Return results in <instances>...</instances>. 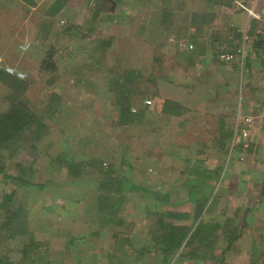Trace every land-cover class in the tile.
I'll list each match as a JSON object with an SVG mask.
<instances>
[{"label":"rangeland","instance_id":"obj_1","mask_svg":"<svg viewBox=\"0 0 264 264\" xmlns=\"http://www.w3.org/2000/svg\"><path fill=\"white\" fill-rule=\"evenodd\" d=\"M55 1L36 0V5L32 8L20 7L17 1H14L7 7H2L21 9L20 16L15 19L24 23V28L18 33L25 35L27 40H21L19 43L23 41L22 43H28L29 46L26 51L18 53V57L0 52V66L17 68L16 70L26 74L24 79L27 81L32 73L33 86L45 88L32 87L20 95L16 92V99L26 100L28 109L37 115L40 122L46 124L34 152L31 153L30 148L25 146L28 142L21 140L23 149L20 148L6 160L14 163L27 154L34 155L29 180L34 184L44 183L46 187L43 190L35 187L27 189L24 186L15 189L11 182H0V199L5 193L15 191V201L10 203V208L19 206L21 209L18 219L26 224L24 233H17L12 237L8 235L9 231L0 229V249L8 252L10 260L17 262L23 254L19 249L28 243L30 234H33L42 245V251L48 252L49 256L45 257L52 260L51 264H76L77 253L84 255L83 261L78 264H98L100 258L94 257L97 253H94V249L98 246L103 248L106 244L107 248L111 249L109 239L114 232L120 231V226L114 224L111 228L109 223L103 225V221L98 219L99 215L90 208L91 201L88 200L93 199V186L98 176L96 165L87 163L81 175L70 177L65 166L56 167L46 159L60 152L77 159L84 156L89 161L96 160L97 164L101 162L103 170L110 166L118 170L120 178L122 174L129 175L131 186L125 194L123 209H119L117 215H123L129 224L123 226L124 235L134 231L130 227V212L137 210L138 206H143V195L146 194L147 188H160L163 186L162 182H171V178L156 170L158 165L178 170L184 150L186 154L192 155L196 145L193 138L181 139L183 136L177 135L179 127H176L175 121L169 126L165 125L167 132L170 130V136L163 128L158 130L156 125L153 126L157 120H161L157 117L150 121L153 119V110H146L141 120L125 126L117 125V111L112 105L116 92L109 89L108 77L110 78L115 69L130 67L139 68L144 75L151 71L161 74L163 77H158L155 84L149 83L150 88L157 89L161 96L171 97L181 104L191 106L190 114L195 117L194 122L198 121L205 101L201 92L204 67L212 68L209 69L212 71L209 81L212 83L214 76L216 81L213 84H216V87L218 80H221L220 84L224 82L218 73L225 75L226 71L223 69L227 70V67L226 62L215 57L213 59L210 54L206 57L207 64L202 62L203 67L198 69L194 66L195 61L188 64L187 59L188 55H191L194 60L197 52L189 54L184 47L195 49L194 41L200 38H205L210 43V35L225 37L226 33L221 31H225L223 25L227 17L219 16L216 20L214 18L212 27H209L210 23L208 25L201 21L203 14L205 16L219 13L221 9L205 0H113L114 8L112 2L100 0L104 7L99 8L96 18L92 17L95 0H59V11L54 16L47 15L46 10ZM247 3L250 4L251 0ZM194 17L200 26L203 25L200 30L196 29V24L190 23L194 21ZM108 37L112 38L110 46L92 56L89 50L95 42ZM189 44L192 45L191 48L188 47ZM50 46L55 48L52 59L57 67L54 73L57 80L46 84L48 73L39 75L36 68ZM153 56H157L158 60L155 58L154 61ZM211 61L213 63H210ZM89 67L95 71L88 73ZM97 67L101 68L95 69ZM106 75L108 77L104 80ZM89 77L92 79L90 84ZM11 90L15 89L0 81V111L6 108L9 99L4 96ZM50 91H58L59 95L64 96L55 109L46 107ZM137 108L138 106L133 104L131 110L135 112ZM197 110L200 114L196 113ZM189 120L191 124L193 120ZM172 132L175 134L172 135ZM184 145L187 147L184 148ZM235 148L236 146L232 149ZM2 152L7 155L6 151ZM225 158L227 160L228 155ZM226 160L223 162L224 167ZM242 161L239 159V162ZM192 165L194 169L200 164L193 161ZM154 198L163 199L159 194H155ZM176 198L178 199L175 197L173 200H177ZM42 205H50V210L46 211ZM126 205L132 208H126ZM110 209L106 207L103 211ZM101 229V235H90ZM69 233L76 235L78 239L68 246L66 236ZM29 251L34 253L31 248ZM91 254L93 256H90ZM86 255L89 257H85ZM112 258L118 264L119 260H116L115 256L107 259L106 264H112ZM124 259L132 264L131 257ZM44 260L38 258V264H43Z\"/></svg>","mask_w":264,"mask_h":264},{"label":"crops","instance_id":"obj_2","mask_svg":"<svg viewBox=\"0 0 264 264\" xmlns=\"http://www.w3.org/2000/svg\"><path fill=\"white\" fill-rule=\"evenodd\" d=\"M14 1H17L20 7H33L25 5L21 0ZM236 1L240 0H232L234 4L230 7H222L219 13L206 15L211 18L206 23L208 25L210 23L209 27H212L214 18L216 20L219 16H226L227 19L223 25L225 31L221 32L226 33V38L229 39L226 43L231 48L235 49L244 45V57L226 63L227 70L223 69L226 74L222 76L218 73L224 82L220 84L221 80H218L217 87L213 84L216 81L214 76L212 83L209 81V75L212 74L209 69L212 70V68L204 67V79L201 80L204 87V90L203 87L201 88L202 97L205 98L201 107L202 115L197 110L196 113L200 114L198 121L190 124L185 120L184 126H181L179 122L184 117L180 116L178 120H173L177 123H175L176 127H179L177 135L183 136V138L180 137L181 139L185 137L194 139L195 153L186 154L184 150L178 170L170 167L162 168L158 165L156 170L160 174H166L165 177L171 178V182L166 184L162 182L163 186L160 188H147L146 194H150V197L144 194L143 206H138L137 210L130 212V227L134 231L128 232L127 235H124L125 232H120L114 239L110 238L111 249L107 248V244L103 248L100 246L95 248L94 253H97L94 256L100 258L98 264H106V259L111 256L116 258L129 256L132 258V264H264V51L262 53L253 47L248 34L252 32L253 24H256L257 33L260 31L263 33L264 22L249 17L236 5ZM241 1L249 5L248 0ZM258 3V10L264 7V0H258ZM20 13L21 9H0V52L3 54L11 53L18 57L23 52L19 44L27 39L25 35H19L18 32L24 28V23L20 19H15L16 16H20ZM202 26L197 23L196 29L200 30ZM236 33L240 34V42L237 41L238 37L236 39L233 37ZM21 40L23 41L19 43ZM206 40L200 38L197 41L199 43L196 54L198 69L203 67L202 62L207 64L206 57L210 54L213 59L218 57L216 48L220 43L213 39L210 43ZM0 68L3 71L5 69L2 66ZM36 73L43 75L38 71ZM31 75L32 73L29 78L34 79ZM54 79L56 81L57 76ZM91 81L89 77L88 83L90 84ZM54 92L58 93V91ZM160 97L165 96L160 95ZM157 117L160 118L154 111L153 119L150 121ZM221 127L225 131L233 129V134L238 130H249L248 145L246 147L240 145V148L232 149L235 146L232 142L233 135L225 138L223 143H218V129ZM162 128L167 132L165 125ZM169 132L170 130L166 133L168 136H170ZM174 134L172 132V135ZM181 144L184 143L181 142ZM202 145H205L204 149ZM200 149L202 152L198 151ZM227 155L229 160L225 158ZM239 159L243 161L239 162ZM224 160H226L225 167ZM193 161L200 165L187 170L186 165L190 163L193 166ZM177 177L181 179L177 181ZM188 181H192L191 186ZM157 183L161 185L160 182L157 181ZM189 190L198 196L192 199V195L188 194ZM127 192L122 190V193ZM155 194H159L163 199H155ZM180 194L183 195L180 196ZM175 197L178 199L173 200ZM125 207L132 208L128 205ZM171 208L178 212V218H173V222L167 216L164 217ZM157 215L164 217L168 223H174L180 231L184 232L182 235L184 239L180 246L170 255L172 257L170 263L162 261L164 253L156 245ZM123 219L124 224H127L126 218L123 217ZM124 224L120 225V230L124 229ZM90 235L98 234L93 232ZM67 237L69 236H66V241ZM128 242L129 246L126 244ZM202 252H204L203 256ZM126 264H130V261Z\"/></svg>","mask_w":264,"mask_h":264},{"label":"trees","instance_id":"obj_3","mask_svg":"<svg viewBox=\"0 0 264 264\" xmlns=\"http://www.w3.org/2000/svg\"><path fill=\"white\" fill-rule=\"evenodd\" d=\"M14 0H0V9L2 7H7L10 3H12ZM25 5L28 6H34L36 2L34 0H21ZM110 1V0H108ZM113 1V0H112ZM210 4H215L218 6V8L222 7H230L234 3L232 0H205ZM111 2V1H110ZM60 3L59 0H56L53 4H51L50 7L46 10L47 15H54L57 11L60 9ZM95 7H93L92 10V17L96 18L99 15V8H103L104 4L100 3V0H95L93 3ZM196 17V15H195ZM194 17V21H191L190 23L197 24L196 19ZM201 21L204 23L210 21L211 18H208L206 15L201 16ZM70 27V26H68ZM255 27V28H254ZM252 32H249V37L251 38L253 47L256 48L257 51H261L263 53L264 51V31L263 33H257L256 32V24L251 25ZM194 37V36H192ZM234 39L237 37V41L240 42V34L236 33L233 35ZM211 38L220 44L224 45V48L228 51H234L240 46L236 47L235 49L231 48V46L228 45V40L225 37H220L217 35H211ZM112 38H104V39H98L95 44L90 48V53L92 56L95 55L96 52L104 51L106 48L110 46ZM195 46H196V42ZM224 42V43H222ZM197 46L195 49H186L188 52H197L199 50ZM239 45V44H238ZM55 51L54 47H49L48 50H46L44 57L38 62L36 70L40 73L46 72L48 73V79L45 80L46 84H52L54 83L55 79V69H57L55 65V61L53 58V53ZM215 54V52H214ZM218 56V53H216ZM187 57L189 63L192 64L195 61V67H196V58L193 60L191 55H188ZM259 56V54H258ZM158 60L157 56H153V60ZM218 58V57H217ZM239 60V58H236L235 61ZM117 61V59H116ZM221 61V60H220ZM191 62V63H190ZM224 62V61H223ZM117 63V62H116ZM227 63V62H226ZM198 65V63H197ZM101 67H97L95 69H100ZM89 72L91 73L95 70L92 69V67H89ZM108 75L104 76V80ZM158 77H163L161 74H157L155 72H149L147 74H143L139 68H124L121 70L115 69L113 71V74L108 77L109 80H107L109 83V89L112 90V92H116L115 98L112 100V105L117 110V116H116V124L119 126H125L128 124H131L132 122H135L137 120H141V118L144 117L145 111H156V114L160 118H162L161 121H156L155 125L157 126L158 130L162 129L164 125H169L172 123V121L178 120L180 116L184 117L182 120H180L181 126H184L186 121H190L189 119L193 120L194 118L191 116L192 107L181 104L175 99L172 98H165L160 97L157 89H151L149 83L155 84L156 79ZM76 80V79H75ZM0 81L5 82L8 84V86L12 87L15 90H11L7 95L4 96V98H8L9 102L5 109L0 111V182L2 184L11 182L15 186V189L21 186L28 188L35 187L38 190H43L46 185L44 183H38L34 184L29 180V173L32 171V166L34 163V155L29 156V154H25V156L17 159L14 163L8 162L6 158L12 157L17 150H19L21 147V140L23 142H28V144L25 143V146H28L30 148V152H34V149H36V143L39 139L42 138L43 133L41 132L45 127L46 124L43 122H40L37 115L34 114L33 111L29 110L27 107L28 103L26 100H17L16 97L18 94L20 95L21 92L25 91L26 89H30L32 87H36L39 89H45L43 86L35 85L33 86L32 79H29L27 81L24 78H19L16 75L9 74L5 71H3L0 68ZM77 82V81H76ZM236 88H237V82H236ZM110 90V91H111ZM15 91V92H14ZM18 92V94L16 93ZM122 92V94H120ZM49 98H48V104L46 107L48 109H55L54 107H57V104L62 100L64 96L59 95L58 93H55L52 91L49 92ZM119 94V95H118ZM148 102H145V101ZM35 101V100H34ZM133 104H136L138 106L137 110L133 112L131 110V107ZM149 109H147V108ZM49 111V110H48ZM52 112V111H51ZM187 115L188 118H185ZM194 122V120H193ZM114 123V121H113ZM176 123V121L174 122ZM177 124V123H176ZM195 124V123H194ZM192 128V127H191ZM191 128H189V131L191 132ZM216 132V131H215ZM218 135L219 138L217 139V142L224 141L225 138L231 137L233 135V129H230L229 131H225L221 128L218 129ZM220 143V145H222ZM236 147H241L240 145H235ZM187 145H184V148H186ZM205 145H202V149H204ZM23 149V148H22ZM2 151H6L7 155H4ZM200 152V150H198ZM27 153H29L27 151ZM48 163L51 165H54L56 167L65 166L68 175L70 177H73L74 175H81L84 172V167L87 163H90V165H96L98 176H96V181L94 182L93 188L95 189V192L92 193L93 199H90L88 201H91V210L92 212H96L99 216V221H103L104 223H109V227L112 228L114 224L116 225H123L124 219L123 216L117 215V211L119 209H123V204L125 202L126 193H122V190H125L127 192L129 190L130 184H131V178L129 175L122 174V178L118 175V170H114L111 168H107L106 170H103L101 168V162H98L96 160H87L83 156L80 159H77L75 156L66 155L63 152H60L59 154H56L54 157L49 156L48 159H46ZM190 165V166H189ZM186 165V169H191V164ZM191 167V168H190ZM82 169V172H81ZM69 177V178H70ZM177 181H179L181 178L177 177ZM189 185L191 186L192 181H188ZM177 184V183H176ZM189 190L188 194L193 195V198L195 196H198V194L192 192ZM196 194V195H195ZM88 195H90L88 193ZM183 194H180V196ZM189 195V197H190ZM202 196V194H200ZM145 196L150 197V194H145ZM204 197V196H203ZM192 198V196H191ZM177 199V198H176ZM15 201V191H10L9 193H5L1 199H0V229L4 231H9L10 237L14 236L15 234L19 233L22 234L25 230L24 223L21 222L18 219L20 207L17 206L15 209L10 208V203ZM85 201V200H84ZM93 201V202H92ZM43 208L48 211L50 210V205H42ZM110 207V210L103 211L104 208ZM103 213V214H101ZM168 213V214H167ZM167 213H165L164 217H168L169 220L171 219L173 222V218H178V212L174 209H170ZM110 214V216L108 215ZM164 217L158 216L156 219V233H155V240L156 245L158 246V249L164 253V257L162 261L164 263H170L172 257L170 256L172 252L176 251V248L180 246L182 240L184 237V232L180 231L179 227L175 225L174 223L166 222L164 220ZM107 225V227H108ZM105 227V228H107ZM102 230H97L94 232L95 234H102ZM26 231V230H25ZM24 231V232H25ZM153 231V230H152ZM23 232V233H24ZM120 232H123L122 230L114 232L112 235V239H114ZM31 236L28 238L29 241L26 243L22 248L19 249L23 254L21 256V260L15 262L13 260H10L8 257L7 251H2L0 249V264H38L37 259H45L42 261L43 264H51L52 260L49 257H45V255H48V252L42 251V245L40 242H37L33 234H30ZM69 238L67 237V245L69 246V243L76 242L78 237L76 235H72L69 233ZM126 237V236H125ZM127 238V237H126ZM1 239V238H0ZM129 241V240H128ZM75 245V243H73ZM72 244V245H73ZM127 246H129V242L126 243ZM30 248L33 252H30ZM39 248V249H38ZM81 250V248H79ZM78 250V252H79ZM82 251V250H81ZM204 255V252H202V256ZM49 256V255H48ZM78 256V257H77ZM75 263L78 264V262H82L83 258L82 256L77 253L76 254ZM87 257V256H85ZM89 257V256H88ZM97 257V256H94ZM129 256H120L119 258H116V260H119L118 264H126L124 258H127ZM108 257L107 259H109ZM98 259V258H97ZM96 259V260H97ZM106 259V260H107ZM89 260H91L89 258ZM95 260V259H93ZM115 259H111L112 264H117L114 261ZM63 264V263H60ZM131 264V263H130Z\"/></svg>","mask_w":264,"mask_h":264},{"label":"built area","instance_id":"obj_4","mask_svg":"<svg viewBox=\"0 0 264 264\" xmlns=\"http://www.w3.org/2000/svg\"><path fill=\"white\" fill-rule=\"evenodd\" d=\"M258 0H253L251 1V3L249 5L245 4L244 2L240 1H236V5L244 10L247 15L253 19H257L261 22H264V7H262L261 9L258 8ZM61 23L63 24L64 21L62 20ZM260 33H262V31H260ZM29 44L28 43H21L19 44V48L22 51H26L28 48ZM189 48L192 47L191 44L188 45ZM217 51H218V58L221 61L224 62H232L233 60H235L236 58L242 59L245 55V48L244 45H241L239 48H237L234 51H228L224 48L223 44H218L217 45ZM4 71H6L9 74L12 75H16L19 78H24L26 76L25 73H23L22 71L16 70L17 68H14L12 66H5L4 67ZM145 102H148L147 100ZM247 120H249V118H247ZM250 136V132L249 130H238L235 131L233 136H232V142L233 145H242L244 147H246L248 145V138Z\"/></svg>","mask_w":264,"mask_h":264},{"label":"water","instance_id":"obj_5","mask_svg":"<svg viewBox=\"0 0 264 264\" xmlns=\"http://www.w3.org/2000/svg\"><path fill=\"white\" fill-rule=\"evenodd\" d=\"M112 2V8H114L115 2L110 0ZM94 3V2H93Z\"/></svg>","mask_w":264,"mask_h":264}]
</instances>
